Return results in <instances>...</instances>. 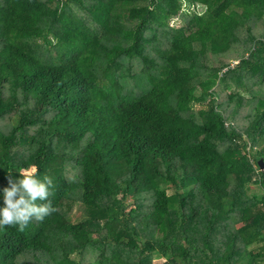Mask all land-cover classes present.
<instances>
[{
    "label": "trees",
    "instance_id": "16d2710c",
    "mask_svg": "<svg viewBox=\"0 0 264 264\" xmlns=\"http://www.w3.org/2000/svg\"><path fill=\"white\" fill-rule=\"evenodd\" d=\"M260 160L264 0H0V264H264Z\"/></svg>",
    "mask_w": 264,
    "mask_h": 264
},
{
    "label": "clouds",
    "instance_id": "9594fccd",
    "mask_svg": "<svg viewBox=\"0 0 264 264\" xmlns=\"http://www.w3.org/2000/svg\"><path fill=\"white\" fill-rule=\"evenodd\" d=\"M18 172V179L9 175L7 186L0 189L3 194L0 230L15 227L23 233L33 220L42 222L57 209L50 199L54 195V183L50 176L45 174L42 179L39 178V168L35 164L20 168Z\"/></svg>",
    "mask_w": 264,
    "mask_h": 264
},
{
    "label": "rangeland",
    "instance_id": "374dc122",
    "mask_svg": "<svg viewBox=\"0 0 264 264\" xmlns=\"http://www.w3.org/2000/svg\"><path fill=\"white\" fill-rule=\"evenodd\" d=\"M185 10H187L189 13H191V12H193V13H200V12H202V7H200V6H196V7H190V8H184ZM179 24V21L178 20H176V19H174V20H172L171 21V25H178ZM236 64V62H234V61H232V63H231V66H233V65H235ZM243 96L244 97H247V94H243ZM244 114V113H243ZM242 114V115H243ZM237 121H242L241 123H243V122H246L245 120H243V119H238ZM240 123V122H239ZM253 189H254V192H257V188L255 187V186H253ZM73 216H72V219L73 220H75L76 218H78L79 217V214H77V212H74L73 214H72ZM163 262V260H156V261H154L153 263L154 264H160V263H162Z\"/></svg>",
    "mask_w": 264,
    "mask_h": 264
},
{
    "label": "water",
    "instance_id": "95a60500",
    "mask_svg": "<svg viewBox=\"0 0 264 264\" xmlns=\"http://www.w3.org/2000/svg\"><path fill=\"white\" fill-rule=\"evenodd\" d=\"M258 164H259V166L261 167V169L263 170V169H264V164L262 163L261 160L258 162Z\"/></svg>",
    "mask_w": 264,
    "mask_h": 264
}]
</instances>
